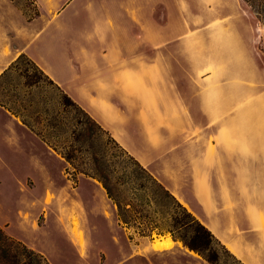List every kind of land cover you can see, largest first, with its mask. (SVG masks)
I'll list each match as a JSON object with an SVG mask.
<instances>
[{"label":"rangeland","instance_id":"1","mask_svg":"<svg viewBox=\"0 0 264 264\" xmlns=\"http://www.w3.org/2000/svg\"><path fill=\"white\" fill-rule=\"evenodd\" d=\"M258 1L264 7V0ZM162 2L165 3L159 0L160 4ZM101 4L108 7L109 15L105 20L114 34L112 36L121 33L124 42H129L126 53L139 52L138 49L132 51L128 45L130 42L145 45L140 42L137 30L141 11L151 10L157 3L150 2L149 6L141 0H101ZM196 9L193 10L198 17L192 18L191 22L189 18L163 19L153 15L155 17L150 21L159 25L162 20L175 24L180 20L183 27L186 21L187 32L164 35V48L158 56L164 64L150 66L144 79L134 65L124 63L117 66L120 87L134 96L118 97L114 101L117 110L121 111L120 118H124L127 108L128 116L149 122L152 141L158 138L154 130L158 123L170 142L182 140L187 133L203 138L206 134L209 144L211 140H223L228 144L230 154H238L241 159L244 157L241 155H247L245 160L225 163L224 176L207 163L206 173L213 185L219 180L225 187L221 194L214 190L215 202L234 207L240 219L235 225L230 220L222 223L227 240H231L223 244L244 264H264V25L245 0H223V4L213 0L211 18L200 17L201 8ZM150 15L152 17V13ZM173 37L176 38L171 40L175 41L174 47L168 43ZM144 49L149 58L157 56L148 46ZM12 63L0 74V104L32 126L51 146L54 145L57 153L74 149L75 161L83 166H94V155L97 159L104 156L115 160L111 154L119 150L109 138L116 141L113 133L100 126L108 131L106 134L94 124V133L100 136L98 140H93L92 144L84 138L75 140L71 130L76 121H85L87 116L68 104L63 111L60 110L55 86L44 77L30 84L33 80L29 77L33 74L30 65L24 59L13 66ZM202 91L208 101L195 96ZM99 102L100 107L109 105L104 99ZM202 102L211 106L212 111L207 117L198 112ZM84 111L98 123L94 113ZM191 122L201 127L208 122L210 126L207 130L187 129L185 134L176 130L180 126L189 128ZM117 131L126 135L125 123L113 129V132ZM253 139L256 143L260 141L261 146L251 147L249 141ZM101 141L107 142L105 147ZM129 141L139 154L135 155L138 160L143 153L157 161L140 131ZM116 142L128 152L125 145ZM254 155H260L262 160H253ZM51 167L53 191L46 194L47 209L41 208L40 200L34 201L27 217L32 241L27 243L25 240L39 248L50 264H209L179 240V244L164 251H153L150 242L164 234L171 237L169 232L158 234L153 230L151 236L138 235L134 227L127 228L118 223L115 208L96 179L86 177L64 158L61 162L54 159ZM60 186L66 188L57 192L56 187ZM0 188L7 193L12 207V201L17 198L14 179L6 176ZM207 212L211 209L207 208ZM15 213V207L0 206V217L7 216L13 223ZM153 217L159 220L160 216L153 214ZM214 227L210 224L212 230ZM11 230L15 235H22L15 224ZM43 238L53 263L41 244ZM216 247L220 254L219 264H239L219 246ZM237 247L241 248L242 254L236 253Z\"/></svg>","mask_w":264,"mask_h":264},{"label":"crops","instance_id":"2","mask_svg":"<svg viewBox=\"0 0 264 264\" xmlns=\"http://www.w3.org/2000/svg\"><path fill=\"white\" fill-rule=\"evenodd\" d=\"M216 1L223 4V0ZM143 2H147L149 6L150 2H156L157 5L151 10L141 11L145 14L140 17L137 30L140 34V42H145V45L139 46L137 42L132 45L133 43L130 42L128 47H131L132 51L138 49L139 52L128 54L126 45L129 42H124V36L121 33L120 36H112L114 35L112 30L106 25L105 18L109 15L108 7L102 6L101 0H0V74L8 69L20 54H25L84 110L94 113L100 126L113 133L116 141L125 145L134 157L139 154L130 144L129 138L133 139L140 131L147 142L146 145L152 148L153 154L158 159L155 161L143 153L139 160L135 158L217 239L223 240L222 243L225 244L230 243L231 240H227L221 225L225 220H230L232 225H235L240 219L234 207L215 202L214 190L221 194L225 187L219 180L218 184L213 185L206 173L208 172L206 163L213 165V168L216 167L217 173L224 176L225 163L230 160H245L248 158L247 155H241L244 156L241 159L238 154H230L228 144L222 139V141L211 140L209 144L206 134H204L205 138L192 136V133L185 134L187 129L207 130L210 126L208 122L202 125L203 127L193 125L192 122L189 128L180 126L176 130H182L185 138L174 139L172 142L164 136V128L156 123L154 130L158 138L152 141L149 138V122L128 116L127 108L124 118H120L121 111L117 110L114 101L118 97L132 98L134 96L132 92L124 91L120 87L121 76L116 69L117 66L124 63L131 67L134 65L137 68L136 71H141L139 74L144 79L150 66L164 64V61L158 57L164 48V35L187 32L186 21H184V29L180 20L179 24L162 20L160 25L150 20L156 16L163 19L189 18L191 22L192 18L198 17L197 7L201 8L200 17L211 18L213 17V0H164L165 3L161 4L159 0H141V3ZM129 38L133 39L130 34ZM173 39L176 38L173 37L168 43L174 47L175 41H171ZM147 46L155 51L157 56L149 58L144 52V47L147 48ZM195 96L197 99L208 101L203 91ZM99 99L108 101L109 105L100 107ZM210 107L202 102L199 104L198 112L207 117L212 111ZM153 122L154 120L152 124ZM122 123H125L126 135L120 131L113 132V129ZM152 133L155 132L152 131ZM186 135L189 136L186 138ZM254 140L249 141L252 142L251 147L261 146L260 141L256 143ZM171 144L172 147H170ZM54 159L61 162L63 157L39 133L35 132L32 126L0 104V186H3L8 176L14 179L17 188V198L12 201V207H15L17 211L16 221L13 223L7 216L0 217V228L10 237L21 241L40 254L43 252L39 248L27 244L32 241V231L27 225L28 210L32 208L36 200H40L42 209H47L45 198L47 192L53 191L51 164ZM252 159L260 161L262 157L254 155ZM99 185L101 186L100 183ZM66 186L56 187L57 192ZM101 188L103 189L102 186ZM6 194L0 188V206L12 208ZM113 206L115 208L114 204ZM207 208L211 209L210 216H207L209 214ZM14 224L21 229L22 235H15L12 232L11 228ZM210 224L215 226L213 230ZM54 230L59 232L57 229ZM166 238L172 241L171 246L179 244L177 240L164 234L150 242L152 250L157 252L166 250L167 248L153 247L155 240L163 241ZM41 242L50 255L44 238ZM235 251L237 254H242L239 247Z\"/></svg>","mask_w":264,"mask_h":264},{"label":"trees","instance_id":"3","mask_svg":"<svg viewBox=\"0 0 264 264\" xmlns=\"http://www.w3.org/2000/svg\"><path fill=\"white\" fill-rule=\"evenodd\" d=\"M245 1L264 25V7L258 0ZM20 59H24L33 70V74L29 76L33 79L30 84L37 82L39 77H44L49 84L56 87L60 110L63 111L68 104L87 116L85 121H76L75 127L71 130L75 140L84 138L89 144H92L93 140H98L100 136L94 133V124L101 131L109 134L95 120L90 119L84 109L25 54H20L12 66ZM24 73L27 74L26 70ZM109 138L119 150L111 154L115 160L106 159L104 156L97 159L94 155L92 157L94 166L87 167L75 161L74 149L58 153L79 172L96 179L101 184L106 196L115 205L116 218L121 225L127 228L134 227L140 236H151L153 230L158 234L169 232L174 240L181 241L184 246L195 251L209 264H219L220 254L216 246L239 264H244L229 252L227 247L137 159L112 137ZM101 143L105 147L107 142L101 141ZM153 214L160 216L159 220H156ZM0 264L50 263L42 254L10 237L0 228Z\"/></svg>","mask_w":264,"mask_h":264},{"label":"bare ground","instance_id":"4","mask_svg":"<svg viewBox=\"0 0 264 264\" xmlns=\"http://www.w3.org/2000/svg\"><path fill=\"white\" fill-rule=\"evenodd\" d=\"M172 245V241L170 240V238H166L163 241H158L155 240V242H153V247L155 249H162V248H169Z\"/></svg>","mask_w":264,"mask_h":264}]
</instances>
